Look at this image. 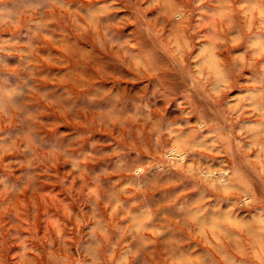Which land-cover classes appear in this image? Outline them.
I'll return each mask as SVG.
<instances>
[{
	"label": "clouds",
	"instance_id": "9594fccd",
	"mask_svg": "<svg viewBox=\"0 0 264 264\" xmlns=\"http://www.w3.org/2000/svg\"><path fill=\"white\" fill-rule=\"evenodd\" d=\"M0 264H264V0H0Z\"/></svg>",
	"mask_w": 264,
	"mask_h": 264
}]
</instances>
